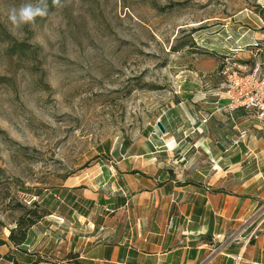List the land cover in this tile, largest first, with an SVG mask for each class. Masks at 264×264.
Masks as SVG:
<instances>
[{"label": "rangeland", "instance_id": "374dc122", "mask_svg": "<svg viewBox=\"0 0 264 264\" xmlns=\"http://www.w3.org/2000/svg\"><path fill=\"white\" fill-rule=\"evenodd\" d=\"M23 2L0 0V237L18 202L52 194L54 211L33 227L28 248L63 264L104 213L70 214L61 191L96 187L102 165L117 159L187 157L207 132L194 130L196 115L225 81L222 58L259 46L243 39L264 33V0H62L63 8L48 0L47 17L16 28L8 10Z\"/></svg>", "mask_w": 264, "mask_h": 264}, {"label": "crops", "instance_id": "0c3cea01", "mask_svg": "<svg viewBox=\"0 0 264 264\" xmlns=\"http://www.w3.org/2000/svg\"><path fill=\"white\" fill-rule=\"evenodd\" d=\"M256 38L258 47L234 53L245 71L255 61L264 71V33L243 42ZM209 94L194 129L207 132L197 133L187 157L117 159L113 169L102 165L96 187L78 190L104 219L77 235L63 264H264V130L252 113L229 107L224 94ZM179 141L177 150L187 143ZM102 198L109 205L96 207Z\"/></svg>", "mask_w": 264, "mask_h": 264}, {"label": "trees", "instance_id": "16d2710c", "mask_svg": "<svg viewBox=\"0 0 264 264\" xmlns=\"http://www.w3.org/2000/svg\"><path fill=\"white\" fill-rule=\"evenodd\" d=\"M137 172V171H133ZM22 190L30 191L28 187H22ZM70 191V190H68ZM40 193L34 194L39 195ZM63 199L69 204L68 212L70 214L75 213L80 216H87L94 207V201L78 197L73 192L61 191ZM41 198L40 203L36 200H28V205L18 202L17 209L20 211L18 217L14 221V226L8 229L7 240L0 237V247L8 246L9 250L1 254L0 260H4L7 263L13 264H40L45 262L37 253L31 251L29 247V238L33 227L41 221L44 217L53 213L54 210L48 209L47 206L53 207L52 194ZM81 201V202H80ZM122 200H118L117 204L124 203ZM43 202V205H41ZM99 205H109V199H99ZM86 205V206H85ZM1 224V223H0ZM20 258V260L18 259ZM62 262V261H61ZM46 263V262H45Z\"/></svg>", "mask_w": 264, "mask_h": 264}, {"label": "built area", "instance_id": "2783aa9c", "mask_svg": "<svg viewBox=\"0 0 264 264\" xmlns=\"http://www.w3.org/2000/svg\"><path fill=\"white\" fill-rule=\"evenodd\" d=\"M258 51L251 50V58H255ZM234 55L232 53L222 58L220 73L225 81L218 86L216 93L225 95L229 107L252 113L264 130V71L257 61L250 70H243ZM210 260L207 258L200 264H209Z\"/></svg>", "mask_w": 264, "mask_h": 264}, {"label": "clouds", "instance_id": "9594fccd", "mask_svg": "<svg viewBox=\"0 0 264 264\" xmlns=\"http://www.w3.org/2000/svg\"><path fill=\"white\" fill-rule=\"evenodd\" d=\"M52 6L63 8L65 5L62 0H52ZM48 15V0H27V2H23L19 6H12L8 10V20L16 28L33 25L37 18H45Z\"/></svg>", "mask_w": 264, "mask_h": 264}, {"label": "water", "instance_id": "95a60500", "mask_svg": "<svg viewBox=\"0 0 264 264\" xmlns=\"http://www.w3.org/2000/svg\"><path fill=\"white\" fill-rule=\"evenodd\" d=\"M156 125H157L158 129L160 130V132H162V133L165 132V129H164L163 125L161 124V122L158 121L156 123Z\"/></svg>", "mask_w": 264, "mask_h": 264}]
</instances>
